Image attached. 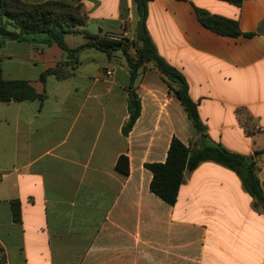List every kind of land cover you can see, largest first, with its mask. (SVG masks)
<instances>
[{"label":"crops","instance_id":"0c3cea01","mask_svg":"<svg viewBox=\"0 0 264 264\" xmlns=\"http://www.w3.org/2000/svg\"><path fill=\"white\" fill-rule=\"evenodd\" d=\"M22 1L81 6V30L92 36L137 33L136 0ZM196 9L238 22L243 35L212 31ZM147 27L187 80L206 137L152 64L131 85L122 52L89 48L74 60L58 45L18 41L0 50L3 79L44 96L0 102V264H264V211L234 171L200 164L170 206L152 193L146 169L166 161L174 138L191 149L221 145L255 161L264 189V0H154ZM78 36L74 47L66 37L70 49L86 42ZM58 65L72 75L43 82ZM131 94L140 116L125 136ZM121 156L128 175L117 169Z\"/></svg>","mask_w":264,"mask_h":264},{"label":"trees","instance_id":"16d2710c","mask_svg":"<svg viewBox=\"0 0 264 264\" xmlns=\"http://www.w3.org/2000/svg\"><path fill=\"white\" fill-rule=\"evenodd\" d=\"M154 0H136L139 16L138 29L131 42H113L103 37L92 36L81 29L87 26L88 17L81 6H73L65 2L49 1L45 3H26L22 0H0V50L9 41L43 43L58 45L70 59L76 60L78 54L89 48L98 49L108 56L115 52H122L130 71L131 85L137 80L141 70L152 64L167 80L175 83L176 97L180 100L189 119L193 123L200 138L206 137L198 105L189 93V85L185 77L168 64L158 53L147 27L149 4ZM240 7L244 0H221ZM199 21L212 31L223 35L237 37L243 35L238 22L214 16L201 9H196ZM84 35L86 42L75 49H70L66 37ZM250 35V34H248ZM135 51L132 56L130 51ZM72 72H66L58 65L42 73L44 82L48 76L66 79ZM131 100L137 101L136 107L130 106L131 117L123 128L127 136L140 116V103L134 94ZM44 96L37 93L27 81H8L3 79L0 59V102H24L43 100ZM264 153V152H263ZM204 162H214L234 171L242 180L245 190L254 199L256 208L264 211V189L258 177L255 161L237 153H232L223 146L205 145L199 149H191L179 139L174 138L170 144L167 159L164 163L147 164L153 179L151 191L163 202L175 206L181 186L185 183L186 173L193 172ZM117 169L130 174L129 159L121 156L117 162ZM14 217L20 222V203L14 202Z\"/></svg>","mask_w":264,"mask_h":264},{"label":"built area","instance_id":"2783aa9c","mask_svg":"<svg viewBox=\"0 0 264 264\" xmlns=\"http://www.w3.org/2000/svg\"><path fill=\"white\" fill-rule=\"evenodd\" d=\"M107 39L110 40V41H113V42H118V43H126L127 40L129 41H133V40H130L128 38H126V36H124L123 34H118V33H109L107 34ZM132 50H134L132 48ZM107 75L108 76H112L113 75V71H108L107 72Z\"/></svg>","mask_w":264,"mask_h":264},{"label":"rangeland","instance_id":"374dc122","mask_svg":"<svg viewBox=\"0 0 264 264\" xmlns=\"http://www.w3.org/2000/svg\"><path fill=\"white\" fill-rule=\"evenodd\" d=\"M70 38H72V40L73 41H68V43H69V45L71 46V47H74L75 45H76V43H79V42H81L83 39L80 37V36H78V35H72ZM69 40V39H68ZM17 46V48H19L18 46L19 45H16ZM131 54H132V56H135V51L134 50H131ZM15 66V65H14ZM11 67H13V65H11ZM14 68H16V67H14Z\"/></svg>","mask_w":264,"mask_h":264},{"label":"water","instance_id":"95a60500","mask_svg":"<svg viewBox=\"0 0 264 264\" xmlns=\"http://www.w3.org/2000/svg\"><path fill=\"white\" fill-rule=\"evenodd\" d=\"M136 104H137L136 101H134V100L131 101V105H132L133 107H136Z\"/></svg>","mask_w":264,"mask_h":264}]
</instances>
